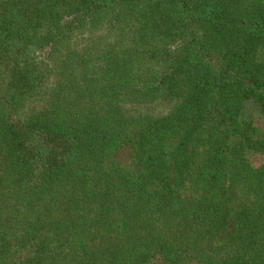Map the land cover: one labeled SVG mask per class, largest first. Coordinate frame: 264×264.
<instances>
[{"label": "trees", "instance_id": "1", "mask_svg": "<svg viewBox=\"0 0 264 264\" xmlns=\"http://www.w3.org/2000/svg\"><path fill=\"white\" fill-rule=\"evenodd\" d=\"M0 264H264V0H0Z\"/></svg>", "mask_w": 264, "mask_h": 264}]
</instances>
